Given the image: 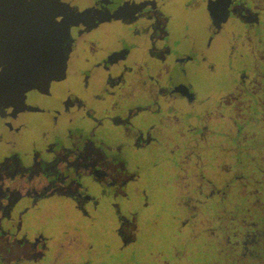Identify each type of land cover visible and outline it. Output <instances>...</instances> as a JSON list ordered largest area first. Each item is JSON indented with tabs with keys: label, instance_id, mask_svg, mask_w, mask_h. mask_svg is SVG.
<instances>
[{
	"label": "flooded vegetation",
	"instance_id": "flooded-vegetation-1",
	"mask_svg": "<svg viewBox=\"0 0 264 264\" xmlns=\"http://www.w3.org/2000/svg\"><path fill=\"white\" fill-rule=\"evenodd\" d=\"M0 264H264V0H0Z\"/></svg>",
	"mask_w": 264,
	"mask_h": 264
},
{
	"label": "water",
	"instance_id": "water-1",
	"mask_svg": "<svg viewBox=\"0 0 264 264\" xmlns=\"http://www.w3.org/2000/svg\"><path fill=\"white\" fill-rule=\"evenodd\" d=\"M21 2L25 1V0H19ZM37 1H41V0H32V2H37Z\"/></svg>",
	"mask_w": 264,
	"mask_h": 264
}]
</instances>
